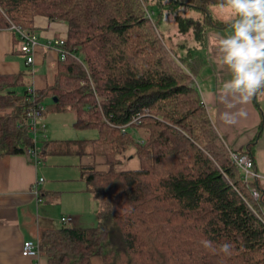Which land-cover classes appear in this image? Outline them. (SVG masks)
<instances>
[{"label":"trees","instance_id":"16d2710c","mask_svg":"<svg viewBox=\"0 0 264 264\" xmlns=\"http://www.w3.org/2000/svg\"><path fill=\"white\" fill-rule=\"evenodd\" d=\"M144 1L0 0V31L10 30L14 42L12 26L33 32L34 18L43 16L66 25L69 53L33 96L30 69L0 75V156L34 148L27 114L48 97L52 111H72L74 127L99 135L41 139L35 159L101 157L107 167L80 168L96 225L41 230L39 255L47 264H92L94 257L102 264H264V194L257 178L244 180L231 156L253 162L254 141L242 153L227 148L194 80L203 60L174 58ZM168 1L199 12L192 19L167 9L179 33L192 29L199 46L206 45L208 27L227 25L209 11L220 0ZM131 149L139 167L116 171L118 157ZM205 239L217 249L229 243L230 254L213 253Z\"/></svg>","mask_w":264,"mask_h":264},{"label":"crops","instance_id":"0c3cea01","mask_svg":"<svg viewBox=\"0 0 264 264\" xmlns=\"http://www.w3.org/2000/svg\"><path fill=\"white\" fill-rule=\"evenodd\" d=\"M209 11L218 22L227 25L208 27L206 45L202 47L196 42V47L192 46V49L198 50L189 52L188 56L200 58L204 62L195 75V80L199 76L195 83L215 130L229 150L242 153L254 141L253 171L257 174L258 187L264 194V96H261L264 92L259 91L243 105L231 98L227 102L218 99L219 89L228 75L213 62V49L215 38L227 34L224 29H229L232 13L221 16L211 9ZM33 33L38 38V45L33 54V63L26 65L25 55L19 52L12 32L0 31V75H14L30 69L32 87L42 90L51 79L45 75L46 70L52 77L54 65L59 60L58 53L48 44L66 37L67 27L43 16H36ZM227 103H233L234 107L227 108ZM226 111L232 114L243 111L245 115H236V123L226 124L222 119ZM42 119L45 123L44 115ZM133 152L131 149L120 157V163L115 166L116 171L139 167ZM87 165H94L97 170L107 168L101 157L49 155L38 162L33 155L28 156L26 153L0 156V264H47L46 258L41 255L36 258L22 256L21 247L26 240L36 241L41 230L60 226L63 216L72 218L66 224L71 227L90 228L96 225L95 206L80 173V168ZM40 178L43 181L39 183ZM35 185L38 196L33 191ZM91 262L102 264L97 257L92 258Z\"/></svg>","mask_w":264,"mask_h":264},{"label":"clouds","instance_id":"9594fccd","mask_svg":"<svg viewBox=\"0 0 264 264\" xmlns=\"http://www.w3.org/2000/svg\"><path fill=\"white\" fill-rule=\"evenodd\" d=\"M218 7L228 8L232 13L228 33L215 38L213 49V62L228 75L219 89L218 99L227 102L231 98L243 105L264 90V0H220ZM226 106L231 109L234 104ZM236 115L245 113L226 111L222 119L226 124H234ZM201 243L213 253L231 252L229 243L221 244L218 249L210 240Z\"/></svg>","mask_w":264,"mask_h":264},{"label":"rangeland","instance_id":"374dc122","mask_svg":"<svg viewBox=\"0 0 264 264\" xmlns=\"http://www.w3.org/2000/svg\"><path fill=\"white\" fill-rule=\"evenodd\" d=\"M162 6H158L154 0H145L144 4L149 12L152 14V19L157 20V28L163 41L171 55L178 59L188 57L189 52L194 53L196 49H192L195 46V38L192 33V29H188L187 32L179 33L178 25L173 21L172 17L168 13V8L175 9L181 16L185 18L197 19L199 12L196 9L188 8L184 6L175 5L170 3L168 0H161ZM218 5H211L209 8L218 15H227V12H231L228 8H219ZM217 8V9H216ZM209 9V10H210ZM226 13V14H225ZM227 30V33L229 29ZM196 47V46H195ZM201 49H199L200 51ZM45 75L48 79L51 78V74L46 70ZM197 82L199 76L196 77ZM92 86V83L89 82ZM93 87V86H92ZM19 93L22 92V88L17 89ZM264 90L260 91V93ZM264 96V95H261ZM261 98V97H260ZM43 106L45 107V132L42 137H39L36 141V145L39 146V140L41 139H58V140H83V139H94L98 137V131L93 128L79 129L74 127V114L72 111L65 112H54L51 110L52 100L51 98H44ZM264 107V105H262ZM27 150V149H26ZM25 150V151H26ZM125 156V155H124ZM123 157V156H122ZM120 158V157H118ZM125 159V158H124ZM118 165V164H117Z\"/></svg>","mask_w":264,"mask_h":264},{"label":"built area","instance_id":"2783aa9c","mask_svg":"<svg viewBox=\"0 0 264 264\" xmlns=\"http://www.w3.org/2000/svg\"><path fill=\"white\" fill-rule=\"evenodd\" d=\"M11 29L16 32L18 36L17 47L19 52L25 55V63L26 65H30L33 63V54L38 45L37 36L33 32H26L18 27L12 26ZM53 46L55 51L58 53L59 60H65L66 56L69 54L67 50L64 48V37L58 38L49 42L48 46ZM28 93L30 95L33 94L34 88H28ZM33 96V95H32ZM43 104H36L27 114V126L31 132V136L34 141V148L27 149L24 153L28 156L33 155L35 157V151L37 150L36 141L39 137L43 136L45 132V124L43 122ZM133 123H137L136 120ZM232 159L235 161L237 167L242 170L244 180L248 178L254 177L257 178V174L253 171V162L249 158L248 155H238L233 153ZM42 178L38 180V182H42ZM38 188L33 186V191L35 196H38ZM252 198L257 200L259 198V193L256 189H251ZM72 218L70 216H63L60 218V222L62 224L70 223ZM21 254L24 257L36 258L39 255V247L37 241L26 240L23 242L21 247Z\"/></svg>","mask_w":264,"mask_h":264},{"label":"water","instance_id":"95a60500","mask_svg":"<svg viewBox=\"0 0 264 264\" xmlns=\"http://www.w3.org/2000/svg\"><path fill=\"white\" fill-rule=\"evenodd\" d=\"M53 102H56V99L55 98L53 99Z\"/></svg>","mask_w":264,"mask_h":264}]
</instances>
